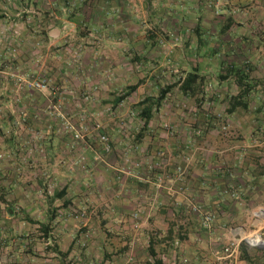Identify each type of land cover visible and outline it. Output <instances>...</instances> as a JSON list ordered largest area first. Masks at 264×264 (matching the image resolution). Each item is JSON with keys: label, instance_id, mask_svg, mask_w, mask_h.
Wrapping results in <instances>:
<instances>
[{"label": "crops", "instance_id": "0c3cea01", "mask_svg": "<svg viewBox=\"0 0 264 264\" xmlns=\"http://www.w3.org/2000/svg\"><path fill=\"white\" fill-rule=\"evenodd\" d=\"M238 71L250 97L229 114ZM12 75L60 88L83 140L51 90ZM64 202L46 236L14 228ZM83 214L103 227L75 228ZM252 232L264 239V0H0V264H264V249L223 251Z\"/></svg>", "mask_w": 264, "mask_h": 264}, {"label": "built area", "instance_id": "2783aa9c", "mask_svg": "<svg viewBox=\"0 0 264 264\" xmlns=\"http://www.w3.org/2000/svg\"><path fill=\"white\" fill-rule=\"evenodd\" d=\"M12 78L16 79L18 84H23L29 87L30 89L36 90L41 93H45L48 90L52 91V98L50 99V111L51 114L55 117V119L60 123L62 130L65 133H71L72 137L76 141L83 140V135L80 131L76 130L73 123L69 120L66 113L63 111L61 103L59 101V93L60 88H51L49 82L45 78H36V79H27L20 75H12ZM96 129H99V126H96ZM99 140L102 145V153L104 156L108 155L112 151L111 143L109 138L106 135L100 134ZM179 172H181L179 170ZM48 179V176H46ZM158 184H161V180L159 179ZM193 211L199 213V209L197 206H193ZM213 222V218L211 215H202L201 218V228L209 231L211 229ZM241 242H245L248 246L256 249H264V239L257 232H252L248 236H243L237 239L231 240L227 246L224 248V253L228 256H233L237 253Z\"/></svg>", "mask_w": 264, "mask_h": 264}, {"label": "trees", "instance_id": "16d2710c", "mask_svg": "<svg viewBox=\"0 0 264 264\" xmlns=\"http://www.w3.org/2000/svg\"><path fill=\"white\" fill-rule=\"evenodd\" d=\"M237 73H238L237 79H238L240 89H239V93L237 94V96H234V97L229 99V105H228V108L226 109V112L229 114L233 113L237 109L246 110L247 105H248L247 102H248L249 97H250V86L243 82L245 80L246 76L245 75L240 76L239 71ZM196 79H198V78L195 76H192V75H188L185 78V81L182 83V88H185L189 84L193 85V83L196 81ZM150 110H151V108H147V107L144 108L142 117L148 118ZM62 194L63 195L60 197V199L64 198L66 191L63 190ZM50 197L51 196H48V199L52 200V201H54L57 198V197H53V198H50ZM68 205H69V202H64L63 205L60 207L59 206L53 207V209L51 211H49L47 221L44 223L39 222V221L34 222L31 218H29V216H26L25 221L32 224V225H39L40 226L39 230H41L43 232V234L46 236L48 234V232L52 231L53 228L55 227V217L57 215V212L60 211V209L67 208ZM247 248H248V245L245 242H241L238 250L241 252V254H243V251L246 250Z\"/></svg>", "mask_w": 264, "mask_h": 264}, {"label": "rangeland", "instance_id": "374dc122", "mask_svg": "<svg viewBox=\"0 0 264 264\" xmlns=\"http://www.w3.org/2000/svg\"><path fill=\"white\" fill-rule=\"evenodd\" d=\"M49 84L52 85V88L54 87L51 82ZM54 88H56V87H54ZM49 189H53L52 186ZM35 209L37 211L38 210V206H35ZM89 216L93 220L86 221V218L84 217V214H83V215L80 216V219L79 220H75V221L73 220L71 222H72V224H74L75 228L76 227H79L80 229L82 228V229H89L90 230L92 228H94V229L95 228L96 229L97 228H100L101 229L103 227V224L101 225V221L98 219L97 216H95L93 214H91ZM34 222H36V221H34ZM71 222L69 221V223H71ZM83 224H88V225L83 226ZM13 225H14V228H17V229L29 228V229H31L33 231L39 230V227H40L39 225H32V224H30V223H28L26 221H24V222H22V221H15V222H13ZM55 225H56V223H55ZM58 225H59V222H58ZM37 234H38V232L35 233L36 236H37ZM249 234H251V233L244 234L243 236H246V235L248 236ZM243 236H241V237H243Z\"/></svg>", "mask_w": 264, "mask_h": 264}]
</instances>
